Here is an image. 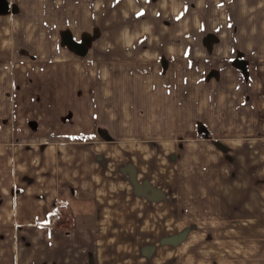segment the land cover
Returning a JSON list of instances; mask_svg holds the SVG:
<instances>
[{"label":"crops","instance_id":"0c3cea01","mask_svg":"<svg viewBox=\"0 0 264 264\" xmlns=\"http://www.w3.org/2000/svg\"><path fill=\"white\" fill-rule=\"evenodd\" d=\"M3 1L8 10L16 4L17 11L2 13ZM38 5L0 0V35L11 36L17 29L20 38L40 41L34 46L38 50H5L0 37V264L144 261V243L134 248L133 241L96 238L102 230H149L148 222L141 228L135 223L133 203L117 209L118 202L136 198L165 206L166 200H175L168 188L175 181L170 168L217 161L212 134L234 131L263 139L264 0H213L220 9L212 20L207 18L206 28L213 34L206 48L211 55H235L236 50V57L220 66L211 60V67L210 58L205 59L196 71L197 50L172 52L189 55L186 65L194 67L189 79L176 73L167 78L163 60L158 74L133 63L122 64L124 73L119 74L116 58L102 59L88 50L83 55L60 47L47 50L46 36L52 40L57 36L53 30L62 27L49 30L48 21L41 19L39 29L34 18ZM177 63L173 58L169 66ZM209 70L213 79L198 78ZM204 131L210 139L199 138ZM90 135L91 141L70 140ZM250 198L260 202L264 192L247 193L239 201ZM57 202L66 207L50 225ZM241 202L239 227L258 225V208L247 217L242 208L247 203ZM145 209L142 218L149 214ZM251 247L254 264L264 262L261 246L252 241Z\"/></svg>","mask_w":264,"mask_h":264},{"label":"rangeland","instance_id":"374dc122","mask_svg":"<svg viewBox=\"0 0 264 264\" xmlns=\"http://www.w3.org/2000/svg\"><path fill=\"white\" fill-rule=\"evenodd\" d=\"M37 1L38 13L34 18L38 20L39 29L43 27L40 26L41 19L48 21L45 25L49 26V30L62 27L59 32L53 30L56 38L51 40L46 36L44 42L47 50L59 47L71 52L88 50L102 59L116 58L119 74L124 73L120 69L122 64L127 63H133L135 67L144 64L149 68V74H158L162 70L160 61L162 65L163 60V74L167 78L168 74L176 73L189 79V69L194 68L186 65L189 55L179 54V51L175 55L172 52L176 50H183V53L184 50H197L193 52L194 56L198 53V61L194 64L197 65L194 68L196 71L201 70L200 64L205 59L210 58L208 66L211 60L220 62V66L229 63L228 58L236 57V50L232 51L235 55H211L209 52L212 50L206 48L213 34L209 27L206 28L207 18L212 20L220 9L213 7V0L208 6L206 0H24L32 5ZM51 3L55 5L52 7ZM25 9L30 14V8ZM42 10L45 13L48 11V14H40ZM16 11L15 4L2 13ZM52 12L54 16H51ZM35 24L31 23L32 32L35 31ZM0 37L4 39L5 50H38L34 46L40 45V41L35 44L34 39L20 38L17 29L11 36L6 34ZM173 58L179 60L181 66L180 63L169 66ZM234 64H237L236 60ZM204 73H200L198 78L212 75L210 79H213V70H209L208 75ZM91 136H71L70 140L91 141ZM191 136L196 138L194 136L197 134ZM261 137L239 136L234 131L230 134H212L213 140L209 142L217 141L213 142L215 146L211 148L219 156L217 161L211 164L208 160L209 163L204 165L197 162L198 167L170 168L175 173V181L168 188L171 187L175 200H166L165 206L164 202L157 205L136 198L125 199L124 204L118 202L117 209L128 205L127 201L133 203L135 223L141 228L140 223L148 222L149 230H102L96 232V238L133 241L134 248L144 243L147 252L140 250L144 261L136 259L134 264H254L252 241L256 248L261 246L264 254V230L260 229L264 228V199L260 202L253 198L245 202L239 200L247 193L264 192V136L262 140ZM198 159H201L200 156ZM122 190L119 189V194ZM196 195L198 198H195ZM240 202L247 203L242 205L245 215L255 206L258 208V225L239 227L237 217ZM143 207L149 211L146 218L141 215ZM239 251L242 252V263L239 262ZM258 264L264 262L261 260Z\"/></svg>","mask_w":264,"mask_h":264},{"label":"built area","instance_id":"2783aa9c","mask_svg":"<svg viewBox=\"0 0 264 264\" xmlns=\"http://www.w3.org/2000/svg\"><path fill=\"white\" fill-rule=\"evenodd\" d=\"M66 207L65 202H57L54 204V206L51 208L50 215H49V224L52 225L56 221H58L61 218V211Z\"/></svg>","mask_w":264,"mask_h":264},{"label":"trees","instance_id":"16d2710c","mask_svg":"<svg viewBox=\"0 0 264 264\" xmlns=\"http://www.w3.org/2000/svg\"><path fill=\"white\" fill-rule=\"evenodd\" d=\"M74 53H76V54H78V55H83L84 53H85V51L84 50H72ZM210 134H209V132L208 131H204L203 133H198V136L199 137H205V138H209L210 136H209ZM210 139V138H209ZM211 141V140H210ZM213 143V142H212Z\"/></svg>","mask_w":264,"mask_h":264},{"label":"water","instance_id":"95a60500","mask_svg":"<svg viewBox=\"0 0 264 264\" xmlns=\"http://www.w3.org/2000/svg\"><path fill=\"white\" fill-rule=\"evenodd\" d=\"M4 2V1H3ZM4 4H5V10H8V5L4 2ZM236 60V63L237 64H235L237 67H240L241 69H242V65H239V61H238V59H235Z\"/></svg>","mask_w":264,"mask_h":264}]
</instances>
